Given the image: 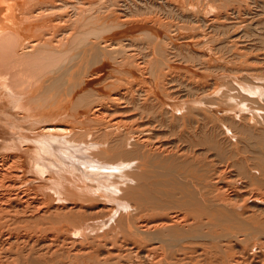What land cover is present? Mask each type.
<instances>
[{
	"label": "bare ground",
	"instance_id": "obj_1",
	"mask_svg": "<svg viewBox=\"0 0 264 264\" xmlns=\"http://www.w3.org/2000/svg\"><path fill=\"white\" fill-rule=\"evenodd\" d=\"M260 211L264 0H0V264H264Z\"/></svg>",
	"mask_w": 264,
	"mask_h": 264
},
{
	"label": "rangeland",
	"instance_id": "obj_2",
	"mask_svg": "<svg viewBox=\"0 0 264 264\" xmlns=\"http://www.w3.org/2000/svg\"><path fill=\"white\" fill-rule=\"evenodd\" d=\"M131 172V173H130ZM128 176L132 177L133 175V171L130 170L127 172ZM132 181H134V179L132 178L131 179ZM120 181H118L119 183ZM135 182V181H134ZM130 203V202H129ZM260 215V216H257V221H258V224L256 223L257 221H250L251 224L250 226L247 225V227L245 229L247 230H244L243 232L245 233L244 234V238H245V242L244 244H251L252 246L254 247H257L259 246L260 248L261 247H264V211H260L257 213V215ZM261 217V218H260ZM253 222V223H252ZM253 224V225H252ZM254 224H255V227H254ZM252 225V226H251ZM249 228V229H248ZM236 231V230H234ZM255 244V245H254ZM261 244V245H260ZM258 247V248H259ZM260 248L258 249V251L256 250L255 252H259L260 251ZM263 250V249H261ZM264 251V250H263Z\"/></svg>",
	"mask_w": 264,
	"mask_h": 264
}]
</instances>
